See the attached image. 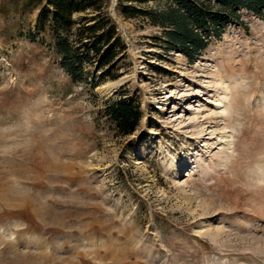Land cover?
I'll use <instances>...</instances> for the list:
<instances>
[{
    "label": "rangeland",
    "instance_id": "1",
    "mask_svg": "<svg viewBox=\"0 0 264 264\" xmlns=\"http://www.w3.org/2000/svg\"><path fill=\"white\" fill-rule=\"evenodd\" d=\"M29 1L0 0V264H264V21L190 63L111 0L126 56L91 86L27 38ZM121 94L127 137L100 113Z\"/></svg>",
    "mask_w": 264,
    "mask_h": 264
},
{
    "label": "trees",
    "instance_id": "2",
    "mask_svg": "<svg viewBox=\"0 0 264 264\" xmlns=\"http://www.w3.org/2000/svg\"><path fill=\"white\" fill-rule=\"evenodd\" d=\"M146 3L148 0H126ZM162 8H143L124 4L118 10L127 18H143L150 26L162 30V49L178 52L194 63L213 40H220L232 23H240L243 12L264 21V0H156ZM111 0H30L28 7L37 9L35 34L29 31L32 43L45 44L68 74L72 83L96 86L90 81L95 67L103 82L116 81L115 66L126 56V45L109 15ZM46 36L49 37L46 40ZM115 71V72H114ZM102 117L108 119L117 133L134 134L143 119L139 101L123 94L104 102Z\"/></svg>",
    "mask_w": 264,
    "mask_h": 264
},
{
    "label": "bare ground",
    "instance_id": "3",
    "mask_svg": "<svg viewBox=\"0 0 264 264\" xmlns=\"http://www.w3.org/2000/svg\"><path fill=\"white\" fill-rule=\"evenodd\" d=\"M119 82L118 81H115V82H112V85H116L118 84ZM106 88V86L102 87V89Z\"/></svg>",
    "mask_w": 264,
    "mask_h": 264
}]
</instances>
